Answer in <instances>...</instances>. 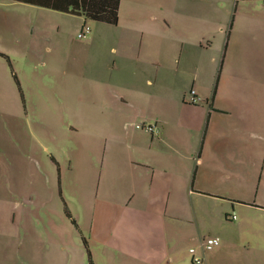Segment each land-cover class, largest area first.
<instances>
[{
	"label": "rangeland",
	"instance_id": "rangeland-1",
	"mask_svg": "<svg viewBox=\"0 0 264 264\" xmlns=\"http://www.w3.org/2000/svg\"><path fill=\"white\" fill-rule=\"evenodd\" d=\"M257 1L261 0H122L120 22L100 33L105 43L97 39L89 44L92 31L86 38L77 33L83 23L92 29V21L0 0V36H20L28 50L27 56L7 54L23 101L12 81V97L4 105L11 117L0 114V138L6 137L0 142V183L12 178L14 195L24 194L25 202L19 201L24 211L14 227L3 217L1 205L0 264H23L22 259L30 264H87L82 238L88 237L97 186L103 187L104 149L116 150L111 162H121L123 151L134 147L149 126L179 132L187 130V119H200V109L183 106L191 97V74L196 75L201 96L213 92L226 39L234 33L231 16L250 13ZM167 2L175 10L170 27L159 21L160 8ZM137 12L138 20L132 19ZM141 13L157 20L146 25ZM252 151L250 145L239 144L234 157L253 159ZM249 165L234 162V194L245 188L242 180L259 183L261 166ZM180 170L193 180L194 169ZM226 170L203 169L199 181L209 184V171L218 175ZM112 185L109 182L106 191ZM3 190L0 185V195L6 193ZM196 198H187L190 207ZM226 205L231 207L224 201L211 216L209 207L195 206L187 220L175 222L185 230L176 243V264H192L189 249H198L202 236L214 237L234 227L236 242L240 225L249 217L241 208L235 211L237 220H227ZM12 242H24L29 249L23 253L22 246L18 249Z\"/></svg>",
	"mask_w": 264,
	"mask_h": 264
},
{
	"label": "crops",
	"instance_id": "crops-1",
	"mask_svg": "<svg viewBox=\"0 0 264 264\" xmlns=\"http://www.w3.org/2000/svg\"><path fill=\"white\" fill-rule=\"evenodd\" d=\"M14 3L19 2L11 4ZM121 6L122 0L118 21ZM160 11L159 21L170 27L175 21L173 4L167 2ZM250 11L235 15L233 12L231 16L234 33L226 39L215 92L211 89L201 96L195 88L196 75L191 74L190 91H194L198 101L184 99L183 106L200 109V119H187L186 131L167 133L162 126L157 132L143 131L136 145L123 151L121 162H111L116 150L104 149L100 175L103 187L97 186L88 215L86 243L93 264H98L96 255L102 264H176V243L185 230L175 222L187 220L190 210L195 213V206L209 207L211 216L224 201L231 206H225V215L243 208L249 219L244 226L240 225L236 242L234 227L215 234L220 243L202 252L203 263L264 264V0L257 1ZM137 14L132 19L138 20ZM139 17L146 25L157 20L142 13ZM134 24L143 33V28ZM107 26L110 25L94 22L88 43L97 39L105 43L100 33ZM252 31L254 43L250 38ZM0 52L10 56L28 54L20 36L10 34L0 36ZM154 74L157 76L158 70ZM225 80L229 83L224 84ZM12 81L7 64L0 57V114L10 117L4 105L12 97ZM136 112V116L141 115L139 109ZM4 139L0 138V142ZM245 143L255 150L251 152L256 154L253 159L234 157V146ZM234 162L261 166L257 186L242 180L245 188L234 194ZM211 168L227 170L218 175L209 171V184L199 181L202 170ZM180 169H194L193 180ZM109 182L113 185L106 191ZM0 185L6 192L0 195V208H4L2 213L8 225L14 227L24 211L19 201L25 202V195H14L12 178L2 180ZM193 196L198 198L190 207L187 198ZM205 238L200 237L199 250ZM191 239L196 240L192 236ZM13 244L18 249L22 246L23 253L29 249L24 242ZM15 261L30 264L29 259Z\"/></svg>",
	"mask_w": 264,
	"mask_h": 264
},
{
	"label": "trees",
	"instance_id": "trees-1",
	"mask_svg": "<svg viewBox=\"0 0 264 264\" xmlns=\"http://www.w3.org/2000/svg\"><path fill=\"white\" fill-rule=\"evenodd\" d=\"M10 1L34 5L46 9L59 11L66 14L83 17L84 22L89 20L92 22H100L108 25H116L118 23V18H119L118 12H119L120 0H10ZM85 24L86 23H83L81 28ZM0 57L5 60L9 68V71L12 75V78L17 85V88L20 93V97L23 101V94L19 82L16 78V75L12 69L11 60L9 56L5 53L0 52ZM215 88L213 92H215ZM65 215L68 218H70V215L66 210H65ZM227 215L228 214H226L225 217ZM82 242L86 250L88 264H93L90 256L91 255L90 251L87 247V243L84 238H82Z\"/></svg>",
	"mask_w": 264,
	"mask_h": 264
},
{
	"label": "built area",
	"instance_id": "built-area-1",
	"mask_svg": "<svg viewBox=\"0 0 264 264\" xmlns=\"http://www.w3.org/2000/svg\"><path fill=\"white\" fill-rule=\"evenodd\" d=\"M90 31H91V28L87 24H85L78 31L77 37L78 38H86V36L90 33ZM190 95H191L190 98H191L192 102L198 101V97L194 94L193 90L190 91ZM147 129L150 133L158 131V129L155 125L149 126ZM226 218L229 221H233V220L237 219V215L235 214L234 211H232L231 213H229L226 216ZM219 243H220V239L218 237H207V238L203 239V241H202L201 250L196 249V248H190L189 254L191 256V263L192 264H203L204 259L200 255V253L213 249L214 247L218 246Z\"/></svg>",
	"mask_w": 264,
	"mask_h": 264
}]
</instances>
